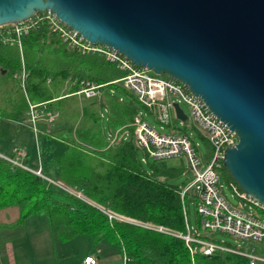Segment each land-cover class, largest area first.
I'll return each mask as SVG.
<instances>
[{"label":"trees","instance_id":"trees-1","mask_svg":"<svg viewBox=\"0 0 264 264\" xmlns=\"http://www.w3.org/2000/svg\"><path fill=\"white\" fill-rule=\"evenodd\" d=\"M44 15L40 11L32 18L28 32L20 36V49L16 43H4L1 36L5 33L0 29V122L4 126L21 123L27 101L43 104L39 111L58 113V117L48 128L38 125L39 136L60 141L65 148L58 157L41 163V172L52 173L55 180L117 214L162 226L172 233H185L187 216L180 191L190 179L179 185L171 183L169 179L182 174V168L161 167L155 160L141 161L131 139V124L142 107L113 82L125 73L102 53L82 55L68 50ZM9 36L13 39L14 34ZM22 66L27 74L25 95L16 78ZM81 80L103 84V91L121 90L132 97L129 103L104 94L108 132L126 133L129 138L109 144L97 99L79 100L75 94ZM222 172L227 182L232 181L224 168ZM188 196H184V203ZM13 205L19 208L14 226L31 216H42L55 240L65 242L83 236L90 247L106 241L121 257L124 254L128 258L126 264H192L182 239L126 221L109 220L95 206L0 157V209ZM194 264H248V259L215 252L194 256Z\"/></svg>","mask_w":264,"mask_h":264},{"label":"water","instance_id":"water-1","mask_svg":"<svg viewBox=\"0 0 264 264\" xmlns=\"http://www.w3.org/2000/svg\"><path fill=\"white\" fill-rule=\"evenodd\" d=\"M49 10L85 40L188 87L237 142L223 167L264 207V0H0V27ZM174 116H188L173 103Z\"/></svg>","mask_w":264,"mask_h":264},{"label":"built area","instance_id":"built-area-1","mask_svg":"<svg viewBox=\"0 0 264 264\" xmlns=\"http://www.w3.org/2000/svg\"><path fill=\"white\" fill-rule=\"evenodd\" d=\"M44 12V16L50 22V27L68 50L82 55L99 52L104 55L107 61L117 64L118 68L125 74L113 82L120 84L124 90L129 92L137 104L154 117L161 128L173 124L175 120L174 102L179 105L184 104L187 107L190 113L188 115V125L191 123V128L195 129L207 142L209 150L207 156L200 151L198 143L186 133L157 132L142 118L140 111L131 124L133 128L131 139L142 152L140 158L142 162L148 159L157 161L164 158L183 156L190 172V181L180 191L184 216L187 214L184 196L189 195L192 196L195 202L196 213L203 231L227 233L234 238L246 241V248L231 245L227 242H215L206 239L200 232L192 230L186 217L185 233H172L162 226L126 218L89 200L80 190L45 176L41 172L40 163L37 169L25 166L22 161L25 158V153L21 148L13 147L10 156L2 154L0 156L13 167L30 171L45 180L47 184L95 206L109 220L126 221L158 232L172 234L182 239L189 251L192 264H194V256L198 254L210 256L215 252H228L246 257L248 264H264V255L256 253L257 249L253 247V244L264 243V219L261 217V215H264V207L252 197L241 192L233 181L227 182L232 192L243 202V205L247 203L252 209L258 210L261 215L250 210V207L247 211L231 206L221 193L219 180L224 168L223 153L226 148L237 142L235 133L210 113L203 101L193 95L183 83L155 75L146 68L136 66L117 51L102 44L85 40L77 31L59 21L53 12L49 10H44ZM32 18L24 22L0 27L5 33L1 36L2 41L7 44L16 43L20 49V36L28 32L33 23ZM10 33L14 34L13 39L10 38ZM26 76L27 74L22 66L20 72L16 74V78L23 89ZM79 86L80 88L75 94L82 99H90L99 98L104 85L81 80ZM27 104L25 123L35 133H38L37 123L39 121H44L49 127L57 116L54 112L39 111L37 108L43 106V104H31L28 101ZM117 132L109 135V144L129 138L128 134L118 135ZM127 261L128 258L123 254L122 264H126ZM83 264H97V259L92 255H87L83 259Z\"/></svg>","mask_w":264,"mask_h":264},{"label":"rangeland","instance_id":"rangeland-1","mask_svg":"<svg viewBox=\"0 0 264 264\" xmlns=\"http://www.w3.org/2000/svg\"><path fill=\"white\" fill-rule=\"evenodd\" d=\"M160 76L163 77L162 75H160ZM21 89L23 91V94L25 95V90L22 87H21ZM101 93L102 94L98 99V103L100 106L99 111H100V115H101L102 120H103L102 123H103L104 131H105L106 135L108 136V128L106 125L107 112H106V108H105V104H104V96H105L104 94H106L108 96H114L116 98H121V99H123V101L129 102V103H131V101L133 102V100L129 94H125L121 90H113L112 91L111 89L106 88L104 92L101 90ZM79 100H81L80 97H79ZM180 107L182 108L183 112L187 116L190 114L189 110L187 109V107L184 104H180ZM140 112L142 114V118L145 119V121L148 124H150L157 132H160V133L184 132L188 136L192 137L196 143H198L200 151L204 155H206V156L208 155L209 150L207 148L205 140L200 136V134L195 129L191 128V123H189V125L185 126V125L181 124V122H179L177 119H175L174 120V122H175L174 126H173V124H170L169 126H164L163 128H161V125L154 119V117L151 114L146 112V110L144 108H140ZM56 114H57V116L55 119H57V117H58V113H56ZM25 119H26V117L23 119V122H21V123H14L13 122V123L6 124L5 126H4L5 123L0 122V135H2V138H0V151L8 154L11 142L13 141V139H15L16 145L14 147L21 148L22 150H24L25 158L29 156V154H27L28 153L27 149L30 151L29 160L26 161L24 158L22 160L23 164H25V166H27V167L30 165L29 167L37 169L39 166V163L41 164V163H44L46 160L58 157V155L65 148V145H64V143L57 141V140H54V139L47 140V139H44L43 137H40L39 133H35L30 128V126L24 124ZM52 123L49 125V127L52 126ZM22 125H24V126H22ZM38 125L40 128L46 127V123L42 120L38 122L37 127H38ZM37 131L39 132V130H37ZM4 139H6V140H4ZM20 143H24L26 145V147L20 146L19 145ZM139 156H140V158L142 156L141 150H139ZM156 162L161 167H173V168H182L183 169L182 174H180L179 176H177L175 178L169 179V182H171V183L179 185L183 181H185L186 179H188L190 177V172L187 169V163H186V160L183 156L164 158V159L157 160ZM42 174H44L45 176H47L51 179H55L54 176L52 175V173H49L45 170H44V173L42 172ZM219 182H220V186H221V193L224 196V198L226 199V201L231 206H233L235 208L242 209V210H247V211L249 210L250 206L247 203H245V205H243V202L228 187L227 180H225L223 172L220 175ZM13 206H14L13 208L17 207L15 205H13ZM185 208L187 211V214H186L187 220H188L189 226L192 228V230H196V231L200 232V234L203 237H205L206 239H209L211 241L227 242L231 245H235V246L239 245V246L246 248V241L234 238L227 233L203 231L201 229L200 220H199V217L196 213L195 202H194L192 196L186 197ZM1 210H3V209H0V216H1L0 219L2 220V222L12 221L11 220V214L10 213L5 214V213H3L4 211H1ZM250 210L256 212L258 215H261L258 212V210L256 211L255 209H252L251 207H250ZM7 215H9V216H7ZM7 217H10V219H8ZM261 217L264 219V215H261ZM79 238H82V239H79ZM70 244H72V245H69V246L74 248L75 251L77 249L79 250V249H82L84 247L85 248L87 247V245L85 244V241H84V237H77L73 241V243H70ZM253 247L257 249L255 251L256 253H259L260 255H264V243L253 244Z\"/></svg>","mask_w":264,"mask_h":264},{"label":"crops","instance_id":"crops-1","mask_svg":"<svg viewBox=\"0 0 264 264\" xmlns=\"http://www.w3.org/2000/svg\"><path fill=\"white\" fill-rule=\"evenodd\" d=\"M96 99L98 101L99 98ZM109 135L108 132L107 137ZM15 145L16 141L13 139L9 153L0 151V154L10 156L11 149ZM19 145L26 147L24 143ZM27 151L30 156V151L28 149ZM29 156L25 158L26 161L29 160ZM13 207L9 206L1 210L5 214L10 213L12 221L2 222L0 219V264H83V259L87 255L94 256L97 264H122V257L117 253L116 247L106 241H100L94 247H90L84 237L87 247L75 251L69 246L72 245L70 243H73L77 237L83 236L65 242L55 240L42 216H31L22 225L14 226L19 217V208Z\"/></svg>","mask_w":264,"mask_h":264}]
</instances>
